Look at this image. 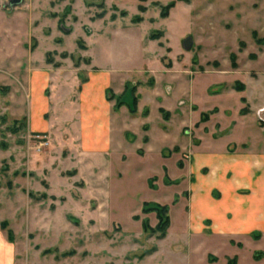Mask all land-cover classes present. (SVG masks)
Wrapping results in <instances>:
<instances>
[{"label": "rangeland", "instance_id": "obj_1", "mask_svg": "<svg viewBox=\"0 0 264 264\" xmlns=\"http://www.w3.org/2000/svg\"><path fill=\"white\" fill-rule=\"evenodd\" d=\"M8 2L0 230L14 264H264V0ZM92 73L112 135L90 149ZM222 153L258 158L252 185L235 182L242 217L220 204Z\"/></svg>", "mask_w": 264, "mask_h": 264}, {"label": "crops", "instance_id": "obj_2", "mask_svg": "<svg viewBox=\"0 0 264 264\" xmlns=\"http://www.w3.org/2000/svg\"><path fill=\"white\" fill-rule=\"evenodd\" d=\"M91 75L92 76L90 77V79L82 85V91L79 95V107L84 112L81 131L82 134L83 132H91L92 140H88L86 144H90V149L99 146L110 145V138L112 135V114L110 108L111 104L105 98L104 93V89L107 86L106 79L104 78V80L98 81V75L96 76V74L94 73H92ZM104 76L106 75L104 74ZM38 127L39 126H37V124L33 122L32 128L37 129ZM83 148L86 147L83 146ZM221 155L222 157H219L218 159L220 160V164L218 166V169L215 170V174L219 176V184H221L220 186L224 192V198L226 200L224 202L221 201L220 204L222 206L225 205L226 208H228V206H231V203L235 204L236 206H238L236 207V216L240 215V217H242V215L245 214L242 211L244 209H242V206H239L238 204H241L242 202H240V200H238V198L236 197L238 193V191L236 190L242 185L236 184V180L238 179L246 182L249 185H252L257 175L256 168H254V166L257 165L258 158L254 157L253 159V157L245 156L242 153H222ZM203 157L208 160L207 162H209V164H218L216 163L217 160L215 161L214 158H210V156L208 155H203ZM261 164H264V162H262ZM228 172L230 174L232 173V176L234 175L233 180H231L232 178L228 176ZM253 175H255L254 178ZM202 200L203 205L208 209V202L204 198ZM247 203H249V201ZM213 207H215V205ZM220 213H224V215H227L226 211L224 210ZM258 214L259 213H257V216L255 217L257 219L259 218ZM241 222L242 221H240V223ZM252 223L253 221H250L249 224ZM16 257L15 243L9 241L4 233L0 230V264H14Z\"/></svg>", "mask_w": 264, "mask_h": 264}, {"label": "water", "instance_id": "obj_3", "mask_svg": "<svg viewBox=\"0 0 264 264\" xmlns=\"http://www.w3.org/2000/svg\"><path fill=\"white\" fill-rule=\"evenodd\" d=\"M20 3H21V0H9L8 5L9 7H13L14 5H18ZM191 44H192V41L189 37L185 38L182 43L184 48H189Z\"/></svg>", "mask_w": 264, "mask_h": 264}, {"label": "built area", "instance_id": "obj_4", "mask_svg": "<svg viewBox=\"0 0 264 264\" xmlns=\"http://www.w3.org/2000/svg\"><path fill=\"white\" fill-rule=\"evenodd\" d=\"M257 117L264 124V105L257 109Z\"/></svg>", "mask_w": 264, "mask_h": 264}, {"label": "trees", "instance_id": "obj_5", "mask_svg": "<svg viewBox=\"0 0 264 264\" xmlns=\"http://www.w3.org/2000/svg\"><path fill=\"white\" fill-rule=\"evenodd\" d=\"M145 205H147V203H144V206H145ZM161 216H162V215H161ZM162 222H163V220H161V219L159 218V224H160V225H159L158 227H161V226H162V225H161ZM161 228H162V227H161ZM160 230H161V229H160ZM163 231H164V230H162V232H163Z\"/></svg>", "mask_w": 264, "mask_h": 264}]
</instances>
